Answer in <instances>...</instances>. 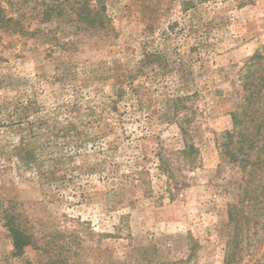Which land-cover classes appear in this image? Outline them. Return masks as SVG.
I'll return each instance as SVG.
<instances>
[{"label":"rangeland","instance_id":"obj_1","mask_svg":"<svg viewBox=\"0 0 264 264\" xmlns=\"http://www.w3.org/2000/svg\"><path fill=\"white\" fill-rule=\"evenodd\" d=\"M83 2L0 0L20 29L0 28V264H221L237 175L217 142L264 56V0H100L99 31ZM175 90L193 94L198 154L169 200L153 155L182 148Z\"/></svg>","mask_w":264,"mask_h":264},{"label":"trees","instance_id":"obj_2","mask_svg":"<svg viewBox=\"0 0 264 264\" xmlns=\"http://www.w3.org/2000/svg\"><path fill=\"white\" fill-rule=\"evenodd\" d=\"M92 0H84L77 10L80 21L86 29L99 31L106 27V17L103 3L98 0L96 5ZM188 8V7H187ZM44 16H48L45 11ZM19 24L5 15L0 6V28L16 32ZM200 41H198V45ZM197 46V45H196ZM150 66V64H149ZM164 75H167L166 66ZM185 65H180V74L186 72ZM149 72H154L149 69ZM179 88H184V77L181 76ZM185 82V81H184ZM236 101L229 113L231 130L227 131L217 142L220 164L230 165L237 179L233 182L230 192L236 198L227 205V241L221 264H241L244 256L253 257L264 248V56L255 53L244 65L243 72L238 76ZM132 92H136L132 90ZM194 93V97H196ZM192 95H184L175 90L173 95L162 101L165 117L174 123L178 129L182 148L172 154L163 148H158L153 155L155 169L165 178L163 195L173 200L186 183L180 175L182 168L195 165L198 150L191 139V127L196 115L192 107ZM176 155V158L174 156ZM145 169L132 173L131 179L135 187L143 184ZM151 192L150 188H146ZM22 245L18 239L14 248L21 251ZM192 251V250H191ZM252 264H264V249Z\"/></svg>","mask_w":264,"mask_h":264}]
</instances>
